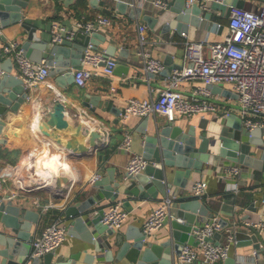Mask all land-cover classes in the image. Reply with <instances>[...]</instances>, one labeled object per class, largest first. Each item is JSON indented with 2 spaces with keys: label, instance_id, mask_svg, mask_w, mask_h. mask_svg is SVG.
<instances>
[{
  "label": "water",
  "instance_id": "1",
  "mask_svg": "<svg viewBox=\"0 0 264 264\" xmlns=\"http://www.w3.org/2000/svg\"><path fill=\"white\" fill-rule=\"evenodd\" d=\"M64 1L69 4L73 0ZM89 2L93 7L102 9L108 14L113 13L111 8L101 3V0H89ZM29 3L30 0H0L2 24L7 26L23 20L24 10ZM116 3L119 11L126 13L130 8L131 16L136 14L142 16V21L147 22L152 28H155L157 24H162L165 32L173 28L179 32L188 31L190 25L198 26L201 22L200 6L194 4L191 8L185 7V0H169L168 6L160 8L157 15L146 12L141 6L134 7L132 2L126 0H116ZM229 5L244 7L246 0H225L223 3L214 2L212 4L213 8L222 10L221 16ZM205 15L208 18L211 17L210 12ZM23 26L28 32L27 38L22 43L25 53L37 62L46 58L51 66L50 74L56 76L57 84L60 86L75 81L74 69L83 66L81 58L89 41L97 45L100 42L98 37L105 38L99 32L90 36L79 31L74 40L64 39L54 43L39 33L37 25L24 22ZM111 48L113 49V46ZM110 53L113 51L110 50ZM164 61L166 68L163 73L183 66L174 62L173 55H167ZM121 65L118 64L115 71ZM0 66L7 70V73L0 77V135H2L0 142H6L5 127L13 121L21 105L29 100L28 90L23 80L13 73L12 57H8L3 62L0 61ZM208 87L223 96L238 98L237 93L221 84H209ZM105 103L108 104L107 101ZM82 104L95 112L98 106H103L104 100L99 94L87 93L83 96ZM121 111L118 109L115 112L120 114ZM38 113L40 115H36L35 118L37 129L64 151H69L66 154L67 157L88 153L106 146L105 142H101L105 137L104 131L91 128L87 115H80L79 112H74L72 115L68 113L62 92L58 91L51 103L45 104L44 108L36 114ZM221 115L220 125L213 130V133L206 129L207 126H204V130H199L196 124L184 129L175 124V120L157 124L153 132H148V117H145L139 130L144 135L143 154L150 163L143 172L129 178L117 177L115 168L111 167L109 174L93 185L101 190L99 194H91L85 200L68 203L65 213L67 218L73 220L70 233L79 234L87 242L94 243L96 249L103 253L105 261L113 264L124 259L129 264H173L185 243L197 244L193 230L198 228L202 223L200 218L208 216L211 209L205 201L197 197L180 200L178 203L180 211L177 216L184 218L185 221H180L175 217L171 222V237L161 243L153 239H145L143 226H131L125 231L109 228L101 220L106 207V204L102 202L104 199L111 201L117 199L121 192L126 193L128 197L141 199L157 198L160 191L166 195L168 187H186L191 175L193 177L195 173L202 172L206 165L224 159L263 168L264 129L257 127L249 130L244 126L242 117L235 112L225 115L223 111ZM69 179V176L65 174L57 177L54 192L56 196H63L67 190L63 186L69 184ZM125 205L126 207L130 205V200H127ZM40 219L41 214L38 210L24 206L11 198L2 199L0 196V222L8 229V231H0V244L3 245L4 259L14 257L20 252L17 254V259L20 262L28 260L34 237L33 228L39 224ZM222 224L223 226L235 225L228 224L225 220ZM245 226L247 229L244 232L249 235V238L246 240L238 238V243H252L256 252L264 256V231L251 225L245 224ZM106 234L114 235L111 241L113 247L108 249L102 242ZM220 234L219 231L215 236ZM237 234L236 236L239 235ZM55 256V252H48L41 257L31 259L30 262L32 264H77L80 257L78 253L72 254L69 259L62 260L55 259ZM92 257L93 254L88 255L86 262L93 264ZM235 259V257L227 258L228 261H233V264H235Z\"/></svg>",
  "mask_w": 264,
  "mask_h": 264
},
{
  "label": "crops",
  "instance_id": "2",
  "mask_svg": "<svg viewBox=\"0 0 264 264\" xmlns=\"http://www.w3.org/2000/svg\"><path fill=\"white\" fill-rule=\"evenodd\" d=\"M132 2L133 0H126ZM85 2V3H84ZM104 6L111 8L112 14L104 12L102 9L93 7L89 0H73L66 4L64 0H30L29 5L25 8V18L19 22H13L7 26L2 24L0 30V61H5L8 56L3 52V46L8 40L18 39L21 43L27 38V30L23 26L24 22H28L38 26L39 33L52 39V24L55 21H63L68 26L76 28V19L79 18H94L98 13H105L112 16L113 24L111 26L100 25L99 33L105 38L98 37L100 42L96 47L98 50L104 51L109 55L118 57V64H122L113 75H99L88 80L85 86H79L76 81L69 82L65 86L57 84L56 76L50 74V79L53 85L41 84L38 88L30 90L31 99L24 102L17 114L14 115L13 121L9 122L4 129V134L7 136L6 142H0V173L9 169L10 165H26L32 163L33 160L47 163L48 160L61 161L63 158L67 163V171L63 169V173L69 176V184H64L67 190L63 196H56L51 190L40 189L30 193L32 196H40L43 202L53 198L59 206L67 202L75 203L79 200L87 199L91 194H99L100 189L89 184L90 176L95 172H101L103 177L109 174V169L114 167L116 176H125L126 164L130 156V152L122 148L124 132L126 130L133 131V151L143 153V133L139 130L145 117L131 116L127 121L121 119V115L115 111L124 109L130 97L148 98L156 97L157 88L164 83L165 78L170 74L167 73L150 74L143 68L142 58L139 54V39H138V23L142 22V16L130 15V8L126 13L118 10L116 0H101ZM248 7L252 6L251 2H246ZM150 14L157 15L158 8L148 1L143 7ZM222 10L214 8L212 20L222 21L223 27L218 31L212 30V27L207 21L200 22L198 26L190 25L188 31L191 39H198L201 36L209 35L211 40H223L228 30L229 19L221 16ZM148 25L146 30L148 42L146 47L149 48L155 55L160 56L163 60L167 55H173L174 62L186 64L184 57V46L187 37L177 29L163 31V25L157 24L152 28ZM113 46V49L111 48ZM127 49V50H126ZM110 50L113 53H110ZM127 51V52H126ZM92 67V65H87ZM75 70V69H74ZM185 91L193 93L195 84H183ZM115 86L116 89H112ZM62 92L63 100L67 104L68 113L72 115L74 112L85 111L90 120L91 128H98L105 133V137L101 142H106V146L99 149H94L91 152L73 155L67 157L69 151H64L59 145L51 139L44 136L35 125V118L40 115L37 113L43 109L45 104H50L57 92ZM99 94L104 100L102 107L98 106L95 112L82 104L84 94ZM215 93V92H214ZM217 96L222 94H216ZM108 102V104L105 103ZM106 108V110L104 109ZM37 115V116H36ZM148 117L147 131L153 132L157 124H165L168 119L162 114H152ZM205 119V121H204ZM222 119L221 111L218 113H204L194 116H179L175 120V124L188 129L190 125L196 124L199 130L218 128ZM2 136V135H0ZM31 161V162H30ZM240 163L244 170L239 176H231L220 173L217 169L220 164ZM196 174V175H195ZM190 177V181L196 177L205 178L208 181L207 196L202 199L211 208L208 216L219 215L228 224H235L234 231L236 243L232 246V255L235 257V264H264V256L262 253H256L253 244L238 243L239 239L246 240L249 235L245 234V224L249 220L259 221L264 220V205L254 203V199L260 197L264 192V166L253 167L243 162H233L229 160L215 161L213 164L206 165L205 169L200 173H195ZM102 177V178H103ZM171 180V179H170ZM188 182V184L190 183ZM187 184V185H188ZM12 186V182L8 181L6 187ZM176 188L179 196L183 194L185 187L173 186ZM186 194V193H185ZM16 198L24 206L35 209L30 197ZM165 197L161 191L157 198L141 199L138 197H128L124 192H121L118 199L123 200L125 208L130 213L127 220L118 228V230H128L131 226H143L144 222L149 217L153 207L161 202ZM195 197L189 194L180 197L179 201ZM74 199V200H73ZM130 200V205H125V202ZM179 201L171 208L172 217H170L165 225L158 231L157 236L152 238L153 241L163 242L168 240L172 235V220L177 217ZM111 200L104 199L102 204L108 207ZM33 206V207H32ZM98 206V204H96ZM97 208V207H96ZM192 213V211L187 210ZM64 217L65 223L68 226V237L65 243L55 252V259H69L72 254H79L77 264H90L86 262L88 255L93 254V264H113L105 261L103 253L96 249L94 243L87 242L79 234L70 233L73 225V220L67 218L65 210L60 207L50 209L49 213L42 215L40 222L33 228V235L40 234L43 229L57 217ZM247 217V218H245ZM245 218V219H244ZM204 218H200L202 222ZM0 231H8L4 224L0 222ZM239 231V232H238ZM264 231V230H263ZM241 233V234H240ZM264 233V232H263ZM103 238V243L106 249L113 247L111 241L114 235L106 234ZM239 238V239H238ZM217 241L224 242L226 240L225 230L220 235L216 236ZM246 242V241H245ZM2 247L3 245L0 244ZM256 253V255H255ZM17 254L14 257L4 259L1 255L0 264H32L30 253L26 262H20L17 259ZM117 264H129L126 259ZM191 264H207L203 258ZM210 264H233V261L218 260Z\"/></svg>",
  "mask_w": 264,
  "mask_h": 264
},
{
  "label": "built area",
  "instance_id": "3",
  "mask_svg": "<svg viewBox=\"0 0 264 264\" xmlns=\"http://www.w3.org/2000/svg\"><path fill=\"white\" fill-rule=\"evenodd\" d=\"M151 1L158 9L168 6L169 0H133L132 6L144 7ZM225 0H185V7L191 8L198 4L201 8V22L207 21L212 30L218 31L223 27L222 21L212 20L214 2L223 3ZM252 6L244 7L229 5L223 12V16L229 19L228 30L223 40H211L209 35L198 39H191L188 32L182 34L187 37L184 46L186 64L181 68H174L165 78L164 83L157 88L156 97L138 98L130 97L124 109L120 112L121 119L127 121L131 116L147 117L152 114H162L168 120H176L179 116H194L204 113L225 112L230 115L235 112L243 119V124L249 130L257 127L264 129V0H246ZM210 12L211 17H206ZM222 14V13H221ZM138 23L139 54L142 58L143 68L152 74L162 73L166 64L158 55H155L146 47L148 42L146 23ZM111 15L98 13L94 18L76 19V28L68 26L63 21H55L52 24L51 41L61 42L64 39L74 40L77 33L82 31L93 36L100 25L111 26ZM2 20L0 15V30ZM6 56L13 59V73L23 80L28 90L27 98L31 99L30 90L38 88L45 83L53 85L50 79L51 66L46 58L41 62L34 61L24 51L22 43L18 39L8 40L3 46ZM119 59L98 50L95 43L89 41L81 58L82 67L75 69V81L79 86H85L88 80L99 75L111 76L115 72ZM92 65V67H87ZM7 70L0 66V77ZM194 83L193 93L184 90L183 84ZM209 84H221L238 94V98L217 96ZM112 89H116L112 86ZM232 99H235L232 100ZM236 104V106H235ZM80 115H89L88 112L79 111ZM106 143V142H105ZM122 148L130 152L126 164L125 177H134L143 172L150 163L142 152L133 151V131L126 130ZM34 166L10 165L5 172L0 173V196L2 199H16L30 195L34 190H56V179L62 172L54 176L53 182L48 183V177L36 175V161ZM65 169V168H63ZM220 173L231 176L242 174L244 167L240 163L220 164L217 168ZM66 175V174H65ZM49 176V175H48ZM103 174L95 172L90 176L89 184L94 185ZM8 181L12 186L6 187ZM208 192V181L202 177L193 178L183 190L184 196H193L204 199ZM186 193V194H185ZM55 194V193H54ZM183 196L178 194L176 188L168 187L165 197L156 204L149 217L143 224L146 234L145 239L157 236L158 231L172 217L171 208ZM36 210L41 216L49 213L50 209L60 207L65 210L68 202L59 206L53 198L43 202L40 196L30 197ZM74 200V199H73ZM255 204L264 205V192L254 199ZM33 207V206H32ZM97 210V209H96ZM130 211L125 208L122 199H115L105 207L102 221L111 229H118L127 220ZM180 221L184 218L177 216ZM264 230V220H249L246 223ZM234 226H223L219 215L206 216L197 229V244L185 243L181 253L175 257L173 264H191L199 258L210 264L218 260H225L232 255V246L236 243ZM225 230L226 240L217 241L215 234ZM68 226L64 217L59 216L50 222L40 234L33 237L30 259L41 257L48 252H57L68 237ZM3 247L0 245V259ZM256 251V250H255ZM257 253V252H256ZM255 253V255H256ZM256 264V261H254Z\"/></svg>",
  "mask_w": 264,
  "mask_h": 264
},
{
  "label": "bare ground",
  "instance_id": "4",
  "mask_svg": "<svg viewBox=\"0 0 264 264\" xmlns=\"http://www.w3.org/2000/svg\"><path fill=\"white\" fill-rule=\"evenodd\" d=\"M47 160V159H45ZM45 160L43 162L41 161H36V175L39 174L43 175L45 177H48V183L49 182H53L54 178L53 176H56L58 174V172H62L63 168H65V170L67 171V163L65 162V160L62 158L61 161H55L57 164H54L53 159L48 160V162L46 163ZM31 162V161H30ZM28 166H34V163H30ZM49 175V176H48ZM55 179V178H54Z\"/></svg>",
  "mask_w": 264,
  "mask_h": 264
},
{
  "label": "rangeland",
  "instance_id": "5",
  "mask_svg": "<svg viewBox=\"0 0 264 264\" xmlns=\"http://www.w3.org/2000/svg\"><path fill=\"white\" fill-rule=\"evenodd\" d=\"M232 100H234L235 101V99H232ZM54 177V176H53ZM53 180H54V178H52ZM56 179V178H55Z\"/></svg>",
  "mask_w": 264,
  "mask_h": 264
},
{
  "label": "trees",
  "instance_id": "6",
  "mask_svg": "<svg viewBox=\"0 0 264 264\" xmlns=\"http://www.w3.org/2000/svg\"><path fill=\"white\" fill-rule=\"evenodd\" d=\"M85 3V2H84Z\"/></svg>",
  "mask_w": 264,
  "mask_h": 264
}]
</instances>
